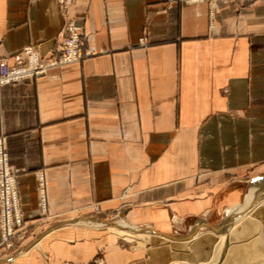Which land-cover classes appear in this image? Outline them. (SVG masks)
I'll return each instance as SVG.
<instances>
[{
  "label": "crops",
  "instance_id": "0c3cea01",
  "mask_svg": "<svg viewBox=\"0 0 264 264\" xmlns=\"http://www.w3.org/2000/svg\"><path fill=\"white\" fill-rule=\"evenodd\" d=\"M66 14L91 56L0 89L25 243L39 237L0 264H164L166 247L121 237H196L225 214L224 229L263 188L246 193L264 176V0H69ZM63 25L60 0H0V59L55 57ZM259 230L264 247V211Z\"/></svg>",
  "mask_w": 264,
  "mask_h": 264
},
{
  "label": "rangeland",
  "instance_id": "374dc122",
  "mask_svg": "<svg viewBox=\"0 0 264 264\" xmlns=\"http://www.w3.org/2000/svg\"><path fill=\"white\" fill-rule=\"evenodd\" d=\"M68 3L69 0H60V8L64 17V25L60 34L63 33V31L67 27L68 21H74L66 14ZM81 33H82V29H81ZM82 40H83V35H82ZM31 46H35V45H30L27 47H31ZM27 47H25L21 51L20 53L21 56H22V52ZM0 60H7V59H0ZM5 152L7 153L6 149ZM13 175L15 176V181H16L15 172H13ZM254 182H260L262 185H264V176L255 177L251 179L247 184L246 193L248 190V186ZM16 188H17V183H16ZM44 188H45V184H44ZM37 190H38L40 205L45 207L46 200L45 198L43 199L41 198L38 177H37ZM44 193H45V189H44ZM256 195L257 194H255L254 197H252L251 199L247 200L246 203L239 205L238 208L240 209L236 208L237 212L236 209H234L235 211L233 212H235V214H238L237 216H235L236 221L233 220L231 221V223L227 222L224 229L223 228L218 229L216 227L221 226V224L227 220V217L224 218L225 214L222 216V219L219 221V223H216L213 226H210L208 223H204L202 230H208L209 227L207 226H210L212 228L215 227L214 228L215 230H219V232H222L223 230H225L226 226H228L227 230L228 228H230V230L236 234L234 238L243 237V236L251 237V232H253V230L258 231L259 225L258 228L256 229L255 224L257 227V221L259 220L256 219L257 216L255 215L254 212H251L250 209L254 205H256V207H259L261 205L264 206V199L257 198ZM17 196H18V204H19L18 209L20 210L19 211L20 223L18 224L16 220H13L14 224L10 228L11 232L9 233L7 232V229L6 231H3L0 224V251H2V256H5V259L15 255L18 252L27 250V248L30 247L39 238L36 237L30 242L25 243L26 240L29 238V236L27 235L28 232L24 225V216L21 210L18 188H17ZM257 199L258 201H256ZM15 217L16 215L14 214V218ZM116 221L118 220H113L111 222H104V223L112 225ZM211 230L213 229L209 230L210 233H208L209 231L203 234L200 233L201 235L198 234V236L196 237L189 236V234H187L186 231L175 230L173 231V233L169 234V236L175 238H182L185 236H189V238L186 240L177 239V241H170L168 239L166 240L162 238L151 240V237L148 235L138 236V238H133V239L127 237H123V238L121 237V239H124L125 241L130 243L133 242V245H135L134 243L136 242L137 246H141L143 248L150 247L152 248L151 253H156L155 255H157L158 253V251L155 252L156 250H153L156 246H160L161 248L166 247L167 249H169V251H171V253L166 255L164 261L162 260L164 264H258L257 262L262 257H264V247H261L259 245L258 239L253 240L251 238V240L246 244L240 243L238 239L237 240L230 239V243H228L227 246L229 248H223V242L222 239H220V235H219L220 233L219 232L216 233ZM139 239L144 242L141 243L139 241L137 242V240ZM247 260H249V262ZM152 264H160V261L155 259L152 261Z\"/></svg>",
  "mask_w": 264,
  "mask_h": 264
},
{
  "label": "built area",
  "instance_id": "2783aa9c",
  "mask_svg": "<svg viewBox=\"0 0 264 264\" xmlns=\"http://www.w3.org/2000/svg\"><path fill=\"white\" fill-rule=\"evenodd\" d=\"M178 1L185 5L199 3H212L218 0H169ZM81 28L74 21H68L67 27L57 40L56 56L43 59L38 46L27 47L22 56L16 58L13 65L7 60H0V89L9 84L34 80L46 75L52 67L76 64L82 62L84 57L91 56L90 52L83 49ZM6 139L0 138V224L3 231L11 232L13 220L20 223L19 204L15 176L10 168L9 158L5 152ZM40 195L45 198L44 178L38 176ZM14 214L16 217L14 218ZM4 237V236H3Z\"/></svg>",
  "mask_w": 264,
  "mask_h": 264
},
{
  "label": "bare ground",
  "instance_id": "6f19581e",
  "mask_svg": "<svg viewBox=\"0 0 264 264\" xmlns=\"http://www.w3.org/2000/svg\"><path fill=\"white\" fill-rule=\"evenodd\" d=\"M260 199H264V196L261 197ZM256 201H258V199ZM250 211L251 212H254L255 215L257 216L256 219L259 220V221H257V227H256V224H255V228L257 229L258 228V225L260 226V219H261L262 213L264 211V206L261 205L259 207H256V205H254V206L251 207ZM233 214H234L232 216L233 218H231V219H232V221L233 220L236 221L235 216H237L238 214H235V213H233ZM227 227L228 226H226L225 230H223L222 232H219V230H215L214 228H212L213 230H211L213 232H216V233L219 232L220 233L219 235H220V239H222V242H223V248H229L227 246H228V243H230V239H235V240L238 239V241L240 243H245L246 244V243H248L251 240V238L253 240H257L259 238V232L257 230L256 231L253 230V232H251V237L243 236V237L234 238L236 234L234 232H232L230 230V228H228V230H227ZM258 230H259V228H258ZM141 231H144V229H141ZM208 233H210V231ZM199 235H201V234H199ZM247 261L249 262V260H247ZM257 263L258 264H264V257H262Z\"/></svg>",
  "mask_w": 264,
  "mask_h": 264
},
{
  "label": "water",
  "instance_id": "95a60500",
  "mask_svg": "<svg viewBox=\"0 0 264 264\" xmlns=\"http://www.w3.org/2000/svg\"><path fill=\"white\" fill-rule=\"evenodd\" d=\"M256 196H257V198H261V197L264 196V185H263V188L259 191V193H258ZM207 227L212 228V227H210V226H207ZM166 237H168V238H172V239H178V238H175V237H171V236H169V235H166ZM188 238H189V236H185V237H182V238H179V239H181V240H186V239H188Z\"/></svg>",
  "mask_w": 264,
  "mask_h": 264
}]
</instances>
